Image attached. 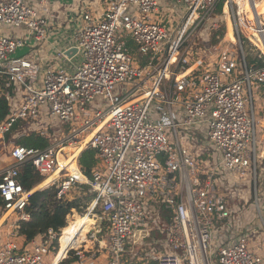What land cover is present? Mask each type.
Wrapping results in <instances>:
<instances>
[{
  "label": "built area",
  "instance_id": "1",
  "mask_svg": "<svg viewBox=\"0 0 264 264\" xmlns=\"http://www.w3.org/2000/svg\"><path fill=\"white\" fill-rule=\"evenodd\" d=\"M256 1L224 0L235 38L204 47L221 28L220 0H105L99 16L82 9L73 45L51 59L56 66L33 54L55 18L50 0H0V96L7 103L0 264H129L123 257L139 253L141 264H264V155L256 134V111L264 114V66H256L264 63V15ZM170 5L182 11L174 24ZM129 42L148 57L145 64ZM73 49L76 63L67 54ZM30 132L48 147L18 145ZM85 149L99 162L91 177L78 164ZM26 163L44 177L31 191L20 183ZM52 185L58 197L94 193L86 214L99 221L94 249L69 248L58 262L60 234L49 230L24 244L17 233V222L30 219V194ZM252 202L255 227L240 220ZM151 230L166 236L148 243Z\"/></svg>",
  "mask_w": 264,
  "mask_h": 264
},
{
  "label": "trees",
  "instance_id": "2",
  "mask_svg": "<svg viewBox=\"0 0 264 264\" xmlns=\"http://www.w3.org/2000/svg\"><path fill=\"white\" fill-rule=\"evenodd\" d=\"M223 1L217 5L216 13L220 14ZM225 33V26L223 23L219 31L213 34L211 41L203 45L204 47H209L212 44L218 42L223 38ZM129 48L132 49L141 65L147 62L148 57H143L137 54L136 49L134 48L131 42L128 43ZM248 66L254 65V60L251 57H247ZM256 66H264L263 62H259ZM7 114V103L0 96V120H2ZM17 144L36 149H45L49 145V141L44 139L36 132H30L27 136L21 137L17 140ZM98 159L96 157V151L93 149H85L82 151L78 157V164L82 169V172L87 177H91L93 169L98 165ZM44 180V177L41 176L31 163H26L21 168L20 183L27 190L31 191L38 187ZM59 186L52 185L40 189L34 190L29 196V204L26 208V211L30 215L28 221H18L17 222V233L20 238L23 239L24 244H28L31 241L35 240L38 237L46 236L49 230L55 231L60 234V250L57 257L59 261L65 254V252L70 249H77L80 247L82 240L81 239H72L70 236H79L81 235L80 230H84L89 224H93L95 219H90L89 216H75L74 219L68 224V217L73 211L82 212L84 208L89 205L90 201L94 198V193L89 191H80L81 194L69 192L62 197H58ZM83 203V204H82ZM1 205V200H0ZM98 211V210H97ZM86 213V210H85ZM107 222L105 221L102 234H106ZM166 233H160L157 230H151L149 237L147 238L148 243L154 241H161L165 238ZM100 239H102L100 235ZM55 244V243H54ZM129 246V245H128ZM127 246V247H128ZM159 247V246H157ZM140 258V260H139ZM143 254H138L137 257L131 259L130 255H125L123 257L124 261L129 264H141ZM74 259H70L67 262L64 261L61 264H71Z\"/></svg>",
  "mask_w": 264,
  "mask_h": 264
},
{
  "label": "crops",
  "instance_id": "3",
  "mask_svg": "<svg viewBox=\"0 0 264 264\" xmlns=\"http://www.w3.org/2000/svg\"><path fill=\"white\" fill-rule=\"evenodd\" d=\"M104 7L105 0H50L47 5L48 14L50 15L54 13L55 18L50 20V26L47 31V39L41 48L38 47L39 49H36V55L46 61V64L48 65L55 64L56 66H60V62L52 61L51 59L57 51L66 49L73 45L74 29L80 22L82 9L86 8L95 16H99L103 12ZM71 56L75 57L71 59V63H76L79 61L76 52H71ZM63 66L65 69H67L69 68V63L66 62L63 64ZM12 93L15 95L13 91ZM262 123H264V119L262 120L261 124ZM6 164L7 161L2 159V161H0V168L4 167ZM87 215L90 216L89 214H86V216ZM236 216L239 218L238 214H236ZM240 220L243 223L245 221V219ZM96 221L97 220H95L94 223ZM252 222H257L256 224H260V221L255 219H253ZM3 228L4 227L0 228V233L3 232Z\"/></svg>",
  "mask_w": 264,
  "mask_h": 264
},
{
  "label": "rangeland",
  "instance_id": "4",
  "mask_svg": "<svg viewBox=\"0 0 264 264\" xmlns=\"http://www.w3.org/2000/svg\"><path fill=\"white\" fill-rule=\"evenodd\" d=\"M239 1H241V0H239ZM242 4V3H241ZM177 8V10H176V12H174V9H176ZM229 7H226V5H225V3L223 4V8H222V10H221V13H220V17L222 18V20H223V26H225V33H224V35H223V40L221 41V42H223V41H229V39L227 38V36L228 37H230L231 36V25H232V29H233V19H232V13L230 12V10L228 9ZM234 9H235V7H234ZM226 11V12H225ZM167 18H171L172 16H173V24L176 22H179L180 21V16L182 15V11H181V9L180 8H178V7H176V6H173V5H170L169 7H167ZM175 13V14H174ZM228 21H230L231 23H228ZM231 24V25H230ZM235 30H233V33H232V36L235 38ZM248 34H249V32H248ZM210 35V34H209ZM243 35H245L243 32H241V36L242 37H244ZM250 35V34H249ZM212 37H213V33H211V35L208 37V39H209V41H211V39H212ZM221 40V39H220ZM220 40L218 41V42H216V43H214V44H212L211 46L212 47H216V46H218V44L220 43ZM200 43H201V41H198L197 42V44H198V47L199 48H201L200 47ZM211 46H209V47H211ZM39 49V48H38ZM37 49V50H38ZM37 50H33V54L37 51ZM261 97H262V95H261ZM257 106V105H256ZM173 109H174V111L176 112V113H178L177 112V106H173ZM256 110H257V108H256ZM256 124H258V126H257V138H258V140L260 141V143H261V140H260V137H261V131L262 132H264V127H263V124H261V122H262V120L264 119V114L263 113H258V111H256ZM178 119H180V118H178ZM264 134V133H263ZM260 143H258V145H259V147H260V149L262 148V150H263V154H264V143L262 144H260ZM259 178H260V176H259ZM259 186H260V181H259ZM42 186V185H41ZM249 189L248 190H246V192L248 193V198H250V195H251V188L250 187H248ZM261 188V187H260ZM74 194V193H73ZM76 194H78V193H76ZM81 194V192L79 193V195ZM83 204V203H82ZM260 209H261V213H262V215L264 216V206H263V203H261V206H260ZM85 208H84V210H82V212H76V211H73L72 213H71V215L68 217V224H69V222H71L73 219H74V217L75 216H81V217H83V216H85L86 215V213H85ZM88 216V215H87ZM89 218L90 219H92V218H94V217H92V216H89ZM243 219H245V224L246 225H249V224H251L253 227H255L257 224V222H252V220L253 219H255V220H258V221H260V218H259V215H258V212H257V210H256V207H255V205H254V203L252 202V203H248L247 205H246V207H244L243 208V217H242ZM1 223V222H0ZM97 224H98V220H97ZM94 227H96L95 225H93V224H89L88 226H86L85 227V229H84V231L83 230H80V232H81V235H79V236H70L72 239H81V237H82V233L85 235V238H84V240H82V243H81V245H80V247H78L77 249H80V248H84V249H94V247H95V242L93 241V239L91 238V236L93 235V230H94ZM103 227H104V223H102L101 224V230H103ZM5 231H6V225H5V227L3 228V232L2 233H5ZM83 231V232H82ZM93 231V232H92ZM96 231V230H95ZM103 232H101L98 236H96L97 237V239H99V240H102V239H100V235H101V237L102 238H104V234H102ZM257 239L259 240V242L261 241V236H260V234H258L257 233ZM97 245V244H96ZM68 260H70V259H68ZM68 260H66V262L68 261ZM50 261H51V259L48 257L47 258V263H50Z\"/></svg>",
  "mask_w": 264,
  "mask_h": 264
},
{
  "label": "bare ground",
  "instance_id": "5",
  "mask_svg": "<svg viewBox=\"0 0 264 264\" xmlns=\"http://www.w3.org/2000/svg\"><path fill=\"white\" fill-rule=\"evenodd\" d=\"M255 7H256V12H257V15H264V0H258V1H256V3H255ZM243 9L246 11L245 13H248V7H247V4H246V2L244 1V4H243ZM247 20H249V21H251V19H252V16L251 15H249V16H247V18H246ZM228 23H231L230 21H228ZM231 25V24H230ZM251 30V29H250ZM227 38L230 40V41H233L234 40V38H233V36H232V25H231V36L230 37H228L227 36ZM263 124V127H264V123H262ZM261 137H260V140H261V143L263 144L264 143V132H262L261 131ZM260 143V144H261ZM261 153H262V155H264L263 154V150H262V148H261ZM77 155V154H76ZM98 224H99V221H98ZM98 224H97V221L94 223V225L96 226V227H94V230L93 231H95V230H97L98 229ZM84 231V230H83ZM82 231V232H83ZM92 231V232H93ZM61 233H62V231H61ZM61 233H60V236H61ZM59 236V237H60ZM84 238H85V235L82 233V237H81V240H84ZM59 246H60V238H59ZM80 249H83V250H92V249H84V248H80ZM56 262H58L57 260H56Z\"/></svg>",
  "mask_w": 264,
  "mask_h": 264
},
{
  "label": "water",
  "instance_id": "6",
  "mask_svg": "<svg viewBox=\"0 0 264 264\" xmlns=\"http://www.w3.org/2000/svg\"><path fill=\"white\" fill-rule=\"evenodd\" d=\"M74 52H76V51H75V49H73V50H72V53H74ZM67 54H69V55H70V54H71V52H69V53H67Z\"/></svg>",
  "mask_w": 264,
  "mask_h": 264
}]
</instances>
